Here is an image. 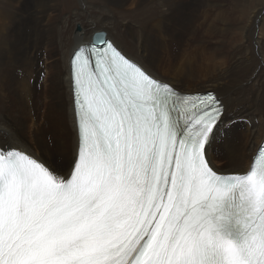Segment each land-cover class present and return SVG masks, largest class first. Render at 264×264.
I'll return each instance as SVG.
<instances>
[{"label": "snow or ice", "instance_id": "snow-or-ice-1", "mask_svg": "<svg viewBox=\"0 0 264 264\" xmlns=\"http://www.w3.org/2000/svg\"><path fill=\"white\" fill-rule=\"evenodd\" d=\"M77 144L0 141V264H264V145L242 174L212 164L230 133L103 32L70 61Z\"/></svg>", "mask_w": 264, "mask_h": 264}, {"label": "bare ground", "instance_id": "bare-ground-1", "mask_svg": "<svg viewBox=\"0 0 264 264\" xmlns=\"http://www.w3.org/2000/svg\"><path fill=\"white\" fill-rule=\"evenodd\" d=\"M101 1L92 7L87 0H0V141L40 155L52 136L36 125L50 107L57 112L63 105L71 158L77 132L70 57L104 29L149 71L188 92L199 91L193 88L198 85L216 91L231 117V130L226 140L217 141L225 160L212 164H224L225 174H242L264 138L262 12L254 11L247 24L238 25L236 0ZM76 24L81 27L74 32ZM237 30L242 39L230 45ZM23 109L30 120L28 138L19 130L25 127ZM248 159L245 167L238 166Z\"/></svg>", "mask_w": 264, "mask_h": 264}, {"label": "rangeland", "instance_id": "rangeland-1", "mask_svg": "<svg viewBox=\"0 0 264 264\" xmlns=\"http://www.w3.org/2000/svg\"><path fill=\"white\" fill-rule=\"evenodd\" d=\"M87 1L89 2L90 5H92V7L94 6V4L95 5H102L101 4L102 3L101 0H87ZM236 1H237V3L236 4L234 3V5H236L235 6L236 7V10H237L236 12L240 15V17L235 21L236 23L238 22L237 23L238 25L247 24L248 21H250V18H248V17H250L254 11H258V10H260L262 12V15H261V17L259 19H264V4H263L264 3V0H236ZM257 6H259V7H257ZM242 20H243V22H242ZM263 22H264V20H263ZM78 26H79V28L81 27L80 24L74 25V28H73V31L74 32H76L75 29H77ZM100 30H104V29H100ZM237 31H238V34L233 35L234 37L230 39V41H229L230 45L231 44L232 45L238 44L240 42V40L242 39V35H240V32L241 31L240 30H237ZM53 74H55V73H53ZM195 87H196L197 90L200 89L199 91H202V90H212V91H215V90H213L212 87H205V88H203V86L198 85V86H194L193 88H195ZM37 99L39 101H41V98L39 96L37 97ZM63 108H64V106L62 105L60 107V109L56 112L55 110H53L50 107L46 118H44V120H40V122L37 123L36 127L39 130L45 128V129H47L50 132V134H51L50 137L51 136L52 137H56L60 141V143L63 145L64 155L68 159L69 152L71 151V143H72V141L69 140L70 138H69V136L67 134V128H66L67 127V124H68L69 117H67V119H65L66 115H64ZM10 109L12 110V107ZM26 112H27L26 109H23L22 110V114L25 117L24 118V126L25 127L24 128H20L19 130L21 131V133H23V135H25L26 138H28L29 137L28 136L29 135V126L28 125H30L29 124L30 123V120H29V118H27ZM17 127L19 128L18 124H17ZM51 132L54 133V136L52 135ZM214 153H215L214 155L216 157L214 156L215 158L212 159V160H218V161L220 160L219 161L220 163L225 160V157L226 156L223 155L222 146H221L220 143H217L216 144ZM248 162H249V159H248V161H245L243 163H239L238 166L239 167H245L248 164ZM224 166H225L224 164L223 165L220 164L218 166H215V168L221 169V170H227V167L226 166L224 167ZM233 169H235L234 171H239L236 168H231V171Z\"/></svg>", "mask_w": 264, "mask_h": 264}, {"label": "water", "instance_id": "water-1", "mask_svg": "<svg viewBox=\"0 0 264 264\" xmlns=\"http://www.w3.org/2000/svg\"><path fill=\"white\" fill-rule=\"evenodd\" d=\"M77 29H79V26L77 27Z\"/></svg>", "mask_w": 264, "mask_h": 264}]
</instances>
